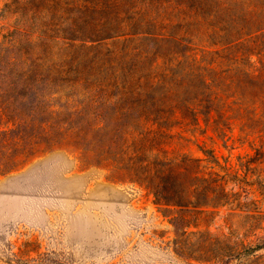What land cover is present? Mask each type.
<instances>
[{"label": "rangeland", "instance_id": "obj_1", "mask_svg": "<svg viewBox=\"0 0 264 264\" xmlns=\"http://www.w3.org/2000/svg\"><path fill=\"white\" fill-rule=\"evenodd\" d=\"M96 2L0 0V46L13 37L17 48L35 50L45 63V75L28 86L0 75V264H214L193 259V232L228 235L229 208L199 226L174 224L176 208L156 204L127 180V170L114 168L127 163L119 157L125 123L100 121L113 107L102 105L104 91L96 85L109 74L104 61L111 52L129 43L82 39L101 29ZM250 10L263 15L264 0H197L153 13L150 29L213 49L222 29L233 31L232 40L248 27L240 14ZM134 11L124 14L127 21L139 17ZM233 129L241 135L239 124ZM184 130L177 125L170 132ZM173 140L165 145L170 152L203 155L197 144ZM228 143L207 140L206 147L235 162L254 153L248 142ZM236 234L243 238V231ZM261 236L264 229L248 240Z\"/></svg>", "mask_w": 264, "mask_h": 264}, {"label": "trees", "instance_id": "obj_2", "mask_svg": "<svg viewBox=\"0 0 264 264\" xmlns=\"http://www.w3.org/2000/svg\"><path fill=\"white\" fill-rule=\"evenodd\" d=\"M96 1L101 29L82 39L113 40L115 45L124 37L129 43L116 56L111 52L104 61L109 74L96 85L105 94L102 105L113 107L100 121L125 123L127 138L119 157L127 163L114 168L127 170V180L147 189L156 204L176 208L174 224L189 220L199 226L219 209L231 210L225 220L228 235L193 232V259L264 264V236L248 240L264 229V14L243 11L240 18L248 27L237 29L232 40L233 31L222 29L216 47L205 49L192 47L174 31L150 29L157 23L153 13L197 0ZM131 9L139 17L127 21L124 14ZM13 39L0 46V75L18 76L31 85L45 75V63L37 62L35 50L17 48ZM234 124L240 125L238 137ZM177 125L185 130L171 133ZM200 136L212 144L220 139L226 148L229 141L248 142L254 153L235 162L207 148ZM175 137L197 144L203 155L170 152L165 145ZM249 196L253 198L246 201ZM241 231L242 239L236 234Z\"/></svg>", "mask_w": 264, "mask_h": 264}]
</instances>
